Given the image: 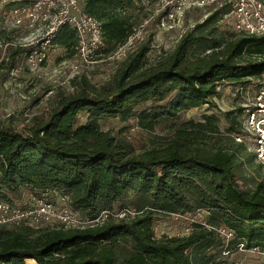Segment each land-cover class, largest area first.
<instances>
[{
    "label": "trees",
    "instance_id": "trees-1",
    "mask_svg": "<svg viewBox=\"0 0 264 264\" xmlns=\"http://www.w3.org/2000/svg\"><path fill=\"white\" fill-rule=\"evenodd\" d=\"M29 1L12 0L9 6ZM134 2L80 0L82 11L99 22L107 48L132 35ZM231 9V3L221 6L151 64L149 47L142 43L108 84L97 87L85 77L72 79L71 92L58 93L45 118L21 130L0 120V201L12 205L11 198L26 186L33 199L51 202L44 195L48 192L66 199L89 222L38 229L0 225V264H218L220 251L234 250L239 243L264 252V180L251 190L236 183L242 162L236 160L246 147L232 137L241 133L235 111L223 114L226 134L218 128L219 116L203 114L200 121L169 126L171 136L162 148L138 154L99 127L101 118L116 116L134 119L144 129L158 127L181 111L215 108L222 83L244 85L260 78L264 34L236 33L223 42L203 33L204 26ZM45 40L68 54L78 43L66 22ZM22 50L11 52V61ZM198 50L204 54L194 57ZM118 202L123 210L114 215ZM199 210L207 213L205 221L193 222L188 234L154 236L157 214ZM219 228L231 237L225 240Z\"/></svg>",
    "mask_w": 264,
    "mask_h": 264
},
{
    "label": "rangeland",
    "instance_id": "rangeland-1",
    "mask_svg": "<svg viewBox=\"0 0 264 264\" xmlns=\"http://www.w3.org/2000/svg\"><path fill=\"white\" fill-rule=\"evenodd\" d=\"M11 1L0 0V120L17 130L30 125L35 119L45 118L55 104L56 95L60 92H71L72 79L85 77L97 87L108 84L124 58L142 43L149 47L146 58L151 64L170 53L186 32L226 3H231L232 8L241 3L243 10L247 11L253 9L256 1L264 9V0H135L132 18L136 24L132 35L117 47L107 48L104 45L92 61L86 62L76 52L68 54L62 47L42 41L47 33L56 29L58 12L63 8L71 9L70 0H50L40 4L30 0L27 4L10 7ZM230 12L231 10L226 13V17L224 14L217 16L202 28L206 37L225 42L238 32L233 25L235 16ZM17 49L24 50L11 61L10 54ZM40 52L44 54V58L38 61ZM203 54L198 50L194 57ZM259 81L260 78L244 85L222 83L218 86V97L214 99L215 108L207 110V106L203 105L181 111L176 119L158 127L144 129L134 119L123 121L117 116L101 118L99 127L130 144L135 154L152 148H162L171 136L169 126L189 120L200 121L203 114L214 113L219 116L218 128L226 134L227 122L223 114L235 111L232 116L242 124L244 110L239 112L238 108H244L261 83ZM84 121L85 116H81L80 122ZM250 153L246 149L241 152V158L236 160L237 163L242 160L235 179L243 190H251L256 182L264 180V169L255 162ZM32 195L28 187H20L18 196L11 198V206L21 209L35 208ZM44 195L51 200L55 212L61 208L68 210L73 223L66 227L89 223L80 212L72 210L66 199L51 192ZM122 210V203L118 202L113 207V214L117 215ZM206 215L202 210L184 215L157 214L153 220L154 236L159 239L162 236L186 235L191 224L203 223ZM56 225H60L57 218L50 217L48 221L39 218L29 226L38 229ZM3 226L10 228L12 224ZM220 252L217 257L218 264H264V255L259 252L238 249ZM27 263L34 264L31 260Z\"/></svg>",
    "mask_w": 264,
    "mask_h": 264
},
{
    "label": "built area",
    "instance_id": "built-area-1",
    "mask_svg": "<svg viewBox=\"0 0 264 264\" xmlns=\"http://www.w3.org/2000/svg\"><path fill=\"white\" fill-rule=\"evenodd\" d=\"M49 1L35 0L34 2L40 4ZM254 3L252 10L244 11L241 3L235 4L231 9L230 14L235 16L233 25L237 33L247 36L264 34V9H261L260 2L254 1ZM70 5L71 9L63 8L58 12V24L66 22L75 30L78 37L76 54L86 62L92 61V58L104 47L100 24L82 11L80 0H70ZM224 15L226 17V14ZM43 58L44 54L40 52L38 61ZM259 82L261 83L257 86L254 95L245 103L241 133L233 134L232 137L236 142L246 144L245 147L247 146L246 149L253 154L255 162L264 169V73L260 76ZM34 205L33 209H21L13 208L10 204L0 201V225H32L39 218L48 221L50 217H56L57 222L65 227L73 223V218L66 208L55 212L53 204L44 199H34ZM217 231L225 240L231 237V233L224 228H219ZM236 249L259 252L264 255V252L257 247L245 248L242 243H239Z\"/></svg>",
    "mask_w": 264,
    "mask_h": 264
}]
</instances>
